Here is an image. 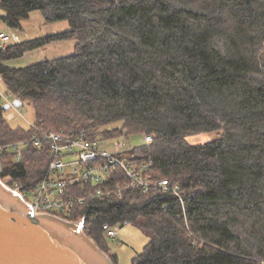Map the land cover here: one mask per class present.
<instances>
[{
	"label": "trees",
	"instance_id": "obj_1",
	"mask_svg": "<svg viewBox=\"0 0 264 264\" xmlns=\"http://www.w3.org/2000/svg\"><path fill=\"white\" fill-rule=\"evenodd\" d=\"M0 8L17 28L37 10L70 25L0 47L6 90L33 106L36 123L102 141L151 135L125 156L179 186L88 197L61 217L87 216L85 232L102 244L104 223L137 226L149 242L132 264H264V0H0ZM69 38L70 55L5 63ZM5 105L0 147L33 133L13 126ZM210 132L218 136L188 140ZM14 161L0 153V178L35 187L49 151L30 144Z\"/></svg>",
	"mask_w": 264,
	"mask_h": 264
},
{
	"label": "built area",
	"instance_id": "obj_2",
	"mask_svg": "<svg viewBox=\"0 0 264 264\" xmlns=\"http://www.w3.org/2000/svg\"><path fill=\"white\" fill-rule=\"evenodd\" d=\"M9 39L7 34L0 33V47L6 46ZM0 100L14 106L12 94L8 91L0 90ZM30 127L33 129L30 138L5 144L0 147V153L7 151L14 162H21L30 144L40 148L47 147L49 165L37 185L28 189L18 183L10 186L12 189L20 187L18 192L35 214L61 217L60 213L71 210L88 197L121 198L125 188H140L145 192L162 189L178 193L177 184L172 185L164 178L151 179L146 164L137 166L130 162L125 155L135 146L127 141L117 140L113 143L114 149L109 150L104 145L107 141L90 138L85 131L78 135L65 134L35 121L30 123ZM151 140V135H145L143 144H148ZM0 170H3L2 166ZM78 183H89L92 188L80 195L72 187ZM83 220L82 224L86 227L87 216L69 221L80 223ZM102 229L106 238L112 239L118 235L119 228L116 225L104 223Z\"/></svg>",
	"mask_w": 264,
	"mask_h": 264
},
{
	"label": "water",
	"instance_id": "obj_3",
	"mask_svg": "<svg viewBox=\"0 0 264 264\" xmlns=\"http://www.w3.org/2000/svg\"><path fill=\"white\" fill-rule=\"evenodd\" d=\"M13 105L5 106L9 110L21 103L15 99ZM0 180L8 188L0 181V264H110L83 233L85 219L77 223L35 214L19 196L20 187L12 189Z\"/></svg>",
	"mask_w": 264,
	"mask_h": 264
},
{
	"label": "rangeland",
	"instance_id": "obj_4",
	"mask_svg": "<svg viewBox=\"0 0 264 264\" xmlns=\"http://www.w3.org/2000/svg\"><path fill=\"white\" fill-rule=\"evenodd\" d=\"M3 14L4 11L2 10V8H0V33L3 32L10 37L6 45H14L20 42L28 41L32 38L44 37L47 35L56 34L58 32L68 31L70 29L68 21L63 20L48 22L45 20L41 11L38 10L32 12L28 18L22 20L21 28L9 25L3 19ZM76 42V38H69L61 41L51 42L37 49L27 51L23 56L19 58L7 60L5 63L13 67H23L45 60L67 56L74 52L77 44ZM0 90L7 91L5 83L1 76ZM12 100H14L13 96ZM4 103L5 102L3 100H0V104ZM6 116L13 126H22L24 128H29L30 123L35 121V109L28 101H24L20 106L11 107V109L7 110ZM217 136V132L200 133L190 136L188 140L191 143H200L212 140ZM117 140L127 141L134 146L143 143L142 136L130 135L129 140L122 137L108 140L104 144L105 148L113 150V143ZM1 183L6 187V185L2 181ZM18 194L21 197V194L19 192ZM117 226L119 228L117 237L112 239L106 238L104 244L98 243L95 239L87 235L85 231L83 233L86 237H88L87 239L90 243L104 252V254L108 258L104 254L103 255L110 264L112 263L109 260H111L114 264H132L133 258L138 253L144 250L145 246L149 242V238L144 234L142 230H140L133 224H117Z\"/></svg>",
	"mask_w": 264,
	"mask_h": 264
},
{
	"label": "crops",
	"instance_id": "obj_5",
	"mask_svg": "<svg viewBox=\"0 0 264 264\" xmlns=\"http://www.w3.org/2000/svg\"><path fill=\"white\" fill-rule=\"evenodd\" d=\"M2 33V32H1Z\"/></svg>",
	"mask_w": 264,
	"mask_h": 264
}]
</instances>
